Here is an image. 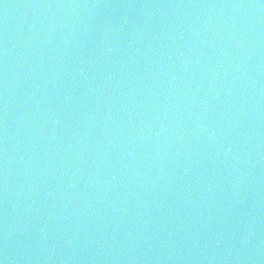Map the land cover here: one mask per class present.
<instances>
[{"label":"water","instance_id":"obj_1","mask_svg":"<svg viewBox=\"0 0 264 264\" xmlns=\"http://www.w3.org/2000/svg\"><path fill=\"white\" fill-rule=\"evenodd\" d=\"M169 264H264V203Z\"/></svg>","mask_w":264,"mask_h":264}]
</instances>
